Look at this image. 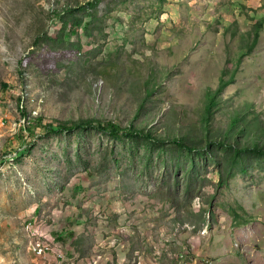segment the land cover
<instances>
[{"label": "rangeland", "instance_id": "1", "mask_svg": "<svg viewBox=\"0 0 264 264\" xmlns=\"http://www.w3.org/2000/svg\"><path fill=\"white\" fill-rule=\"evenodd\" d=\"M260 5L0 0V264H264Z\"/></svg>", "mask_w": 264, "mask_h": 264}, {"label": "trees", "instance_id": "2", "mask_svg": "<svg viewBox=\"0 0 264 264\" xmlns=\"http://www.w3.org/2000/svg\"><path fill=\"white\" fill-rule=\"evenodd\" d=\"M93 5V4H92ZM261 9L264 7L263 5L260 6ZM260 26V25H259ZM258 27V26H257ZM74 31V30H72ZM258 37H259V33L258 31L255 32V36L254 38L251 39L250 45H249V49H251L253 46L256 45L257 41H258ZM223 81V80H222ZM223 83H225V81H223ZM223 86V84L219 87L221 89V87ZM216 102V94H209V103L207 106V113H208V122H210V117H211V108L214 105V103ZM20 115L21 117H26L27 116V110L25 111L24 107L22 106V103L20 104V109H19ZM42 122V119L40 118H35V120L33 122H30V124H28L27 129L30 130L29 133H32V129L35 125H40ZM238 123V117L236 116L235 118H233V120L231 121V129L233 127H235ZM94 127L100 130H104V131H108L113 135H119V134H127V135H131V134H145L143 131L135 129L133 126H128V127H122L119 124H116L112 121H100V120H94V119H88V120H82V121H77V122H71V123H65V122H61L55 126H53L52 124H47L46 128L48 130L51 131H68L70 132L71 130H74L75 128H80V127ZM150 134V133H148ZM148 134H145L147 137H149ZM228 138V136H227ZM179 144H183L185 146L188 147V145L185 144V142L180 141H176ZM220 144H224V145H229L231 147V149L237 154L239 153L238 151V147L233 146L231 144H228L227 140L225 139L223 142L219 141ZM253 149L259 151V152H264V150L260 147L256 146V143H253V145H251ZM193 149V148H192ZM21 151V150H20Z\"/></svg>", "mask_w": 264, "mask_h": 264}, {"label": "bare ground", "instance_id": "3", "mask_svg": "<svg viewBox=\"0 0 264 264\" xmlns=\"http://www.w3.org/2000/svg\"><path fill=\"white\" fill-rule=\"evenodd\" d=\"M31 121L28 122V124H30ZM32 250L33 252L37 255L40 256L43 253H46L47 250H49L48 247L43 246L41 243H33L32 244Z\"/></svg>", "mask_w": 264, "mask_h": 264}, {"label": "built area", "instance_id": "4", "mask_svg": "<svg viewBox=\"0 0 264 264\" xmlns=\"http://www.w3.org/2000/svg\"><path fill=\"white\" fill-rule=\"evenodd\" d=\"M30 227H31V226H30ZM37 242L39 243V240H37ZM42 255L44 256V255H46V254L44 253V254H42Z\"/></svg>", "mask_w": 264, "mask_h": 264}, {"label": "clouds", "instance_id": "5", "mask_svg": "<svg viewBox=\"0 0 264 264\" xmlns=\"http://www.w3.org/2000/svg\"><path fill=\"white\" fill-rule=\"evenodd\" d=\"M261 6V5H260ZM21 103H22V101H21ZM21 116V115H20ZM28 126V125H27ZM27 126H26V129H27ZM32 253V252H31ZM58 257V256H57Z\"/></svg>", "mask_w": 264, "mask_h": 264}]
</instances>
